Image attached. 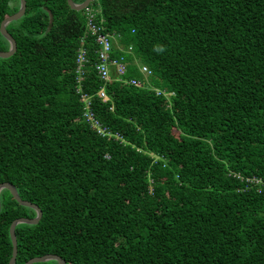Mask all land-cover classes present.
<instances>
[{"label": "trees", "instance_id": "obj_1", "mask_svg": "<svg viewBox=\"0 0 264 264\" xmlns=\"http://www.w3.org/2000/svg\"><path fill=\"white\" fill-rule=\"evenodd\" d=\"M18 8L0 0V23ZM86 8L114 36L122 80L97 75ZM86 8L26 0L6 25L16 50L0 57V183L41 210L36 224L16 225L14 264L46 254L65 264H264V194L245 181H264V0ZM138 66L151 71L146 84ZM34 216L0 192V264L11 257V222Z\"/></svg>", "mask_w": 264, "mask_h": 264}, {"label": "built area", "instance_id": "obj_2", "mask_svg": "<svg viewBox=\"0 0 264 264\" xmlns=\"http://www.w3.org/2000/svg\"><path fill=\"white\" fill-rule=\"evenodd\" d=\"M88 8H86L87 10ZM86 15V32L90 34L94 38L95 43L97 44L96 50V58L97 62L95 64V70L99 78L103 81H107L110 78V73L113 72L115 74V78L117 80H122V76L125 73V61L123 56H119L118 58H113L110 55L112 50V43L115 41L114 36L107 34L104 31V27L100 23H96L93 18V12L87 10ZM82 41V40H81ZM116 43V41H115ZM131 48H128L129 52ZM87 62V53L84 47H81L77 51V55L75 58L76 63V71L79 75L78 81L82 80V67L84 63ZM139 72L142 75V80L147 83V77L151 74V71L146 66H138ZM140 79L131 78L126 82L132 86L141 87L143 86V82ZM125 81V80H123ZM152 88V87H151ZM156 95H163L165 97H169L171 94L160 88H152ZM79 93L80 90L78 89ZM99 96L105 101L107 97L104 95L102 88L98 92ZM80 99L86 100V96L81 94ZM89 102L86 100L85 104V112L83 113V117L92 127H98V122L94 119L93 113L89 109ZM245 181L249 184H254L258 187V193L264 194V181L257 177L246 178Z\"/></svg>", "mask_w": 264, "mask_h": 264}, {"label": "water", "instance_id": "obj_3", "mask_svg": "<svg viewBox=\"0 0 264 264\" xmlns=\"http://www.w3.org/2000/svg\"><path fill=\"white\" fill-rule=\"evenodd\" d=\"M91 2H92V0H84L82 3H75V2H73V0H67V3L70 6V8L74 9V10H78V11L86 8ZM25 8H26V0H19L18 10L14 14L5 17L0 23V33L9 43V48L6 51H0V57H2V58H7V57L13 55V53L16 50L15 40L7 32L6 25L9 22L17 20V19L21 18L22 16H24ZM52 23H53V15H52V13H50L49 14V21H48V25H47V30H49L51 28ZM3 189H7L10 192V194L12 195V197L20 205L29 207L32 210H34V212H35V216L33 218H26V217L16 218L11 222V224L9 226V235H10V239H11V243H12V252H11V257H10L8 264H14L16 253H17V244H16V237H15L14 229H15L16 225L20 224V223L36 224L41 217V210L39 209V207L36 204L21 199L19 197L15 187L11 183H8V182L0 183V192ZM49 260H55L57 262V264H65V261L61 257H59L58 255H55V254H46L43 256L34 257V258L27 260L24 264H33L36 262H44V261H49Z\"/></svg>", "mask_w": 264, "mask_h": 264}, {"label": "rangeland", "instance_id": "obj_4", "mask_svg": "<svg viewBox=\"0 0 264 264\" xmlns=\"http://www.w3.org/2000/svg\"><path fill=\"white\" fill-rule=\"evenodd\" d=\"M131 51V50H130Z\"/></svg>", "mask_w": 264, "mask_h": 264}]
</instances>
